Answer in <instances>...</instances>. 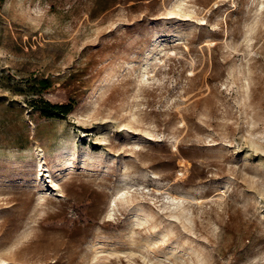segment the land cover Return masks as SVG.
Wrapping results in <instances>:
<instances>
[{
    "label": "rangeland",
    "instance_id": "obj_1",
    "mask_svg": "<svg viewBox=\"0 0 264 264\" xmlns=\"http://www.w3.org/2000/svg\"><path fill=\"white\" fill-rule=\"evenodd\" d=\"M0 264H264V0H4Z\"/></svg>",
    "mask_w": 264,
    "mask_h": 264
},
{
    "label": "trees",
    "instance_id": "obj_2",
    "mask_svg": "<svg viewBox=\"0 0 264 264\" xmlns=\"http://www.w3.org/2000/svg\"><path fill=\"white\" fill-rule=\"evenodd\" d=\"M3 2L4 0H0V7ZM47 82H48L47 80L41 81V83L44 84V86L48 87L49 85H46ZM32 102L35 108L41 110L42 113L47 116H57V117L65 116L69 114L73 109L72 103H53L52 101L44 98L34 99Z\"/></svg>",
    "mask_w": 264,
    "mask_h": 264
}]
</instances>
